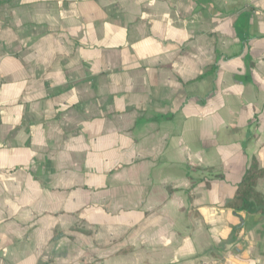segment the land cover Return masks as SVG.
<instances>
[{"label":"crops","instance_id":"obj_1","mask_svg":"<svg viewBox=\"0 0 264 264\" xmlns=\"http://www.w3.org/2000/svg\"><path fill=\"white\" fill-rule=\"evenodd\" d=\"M253 160L264 0H0V264H264Z\"/></svg>","mask_w":264,"mask_h":264},{"label":"trees","instance_id":"obj_2","mask_svg":"<svg viewBox=\"0 0 264 264\" xmlns=\"http://www.w3.org/2000/svg\"><path fill=\"white\" fill-rule=\"evenodd\" d=\"M264 179V168L253 160L237 187L235 197L225 205V209L237 213L264 216V196L257 191L258 182Z\"/></svg>","mask_w":264,"mask_h":264}]
</instances>
